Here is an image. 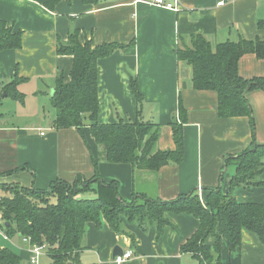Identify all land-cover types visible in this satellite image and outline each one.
Here are the masks:
<instances>
[{"label":"crops","instance_id":"0c3cea01","mask_svg":"<svg viewBox=\"0 0 264 264\" xmlns=\"http://www.w3.org/2000/svg\"><path fill=\"white\" fill-rule=\"evenodd\" d=\"M177 1L178 11L143 0H98L96 4L61 0L51 11L34 0H0V19L14 32L23 33L20 48L0 49V104L6 97L13 98L5 86L14 78L22 79L17 91L24 98L13 99L22 101L25 108L32 105L34 112L30 113L41 115L38 121L21 124L0 122V182L48 189L59 179L69 183L79 175L90 179L96 159L102 179L118 181L126 201H133L136 194L173 200L201 188L204 200L210 190L218 189L232 193L241 203L264 202V185L231 187L237 166L226 164L227 157L243 152L254 138L264 145V90L255 88L246 95L253 109L254 128L247 115L222 117L217 92L195 89L192 66L177 57V49L189 45L196 34L213 46L239 37L264 40V25H260L264 0H231L223 6L217 5L219 0ZM73 29L79 30L81 43L123 45L98 60L100 123H115L119 117L126 122L143 119L158 123L157 147L173 150L172 123L180 117L182 101L186 120L178 122L183 127L185 154L180 163L166 164L157 172H135L131 163L100 159L89 122L83 133L76 127H54L55 110L50 106L57 76L62 73L69 82L74 60L72 55L58 54L57 45L67 41ZM238 71L245 79L264 80V59L246 53L239 60ZM133 82L143 98L140 112ZM45 110L49 115L43 116ZM5 114L0 111V119ZM259 179L264 183V171ZM166 215L170 224L159 237L156 226L141 227L126 218L127 232L123 233H117L104 219L101 226L88 222L83 263L115 264L113 251L120 246L134 252L125 264H197L181 246L199 229V219L187 213ZM16 236L17 242L7 237L12 241L10 249L19 254L22 264H32L28 244ZM221 259L223 264H264V243L255 232L243 229L237 250L231 251L223 239ZM50 263L46 253L38 264Z\"/></svg>","mask_w":264,"mask_h":264},{"label":"trees","instance_id":"16d2710c","mask_svg":"<svg viewBox=\"0 0 264 264\" xmlns=\"http://www.w3.org/2000/svg\"><path fill=\"white\" fill-rule=\"evenodd\" d=\"M45 8L55 11L61 0H34ZM96 4L98 0H84ZM264 25V22H260ZM23 33L0 19V49H16L22 46ZM123 48L119 43L93 46L90 41L81 43L79 30L73 29L67 41H59L58 54L72 55L73 67L70 81L64 74L57 76L55 92L51 97L55 110V128L76 127L81 133L88 121L92 135L100 149V159L113 163H131L134 171L157 172L169 163H180L185 154L182 122L186 109L179 104V119L172 123L175 149L157 147L161 127L158 123L137 119L115 123L99 122L98 60ZM254 53L264 59V40H228L211 44L203 35L191 37L189 45L177 49L179 61L192 66V85L199 90H214L219 97L218 113L222 117L247 115L254 128L253 109L247 100V92L261 88L262 78L245 79L238 71L240 58ZM22 79L14 78L6 86L8 96L23 99L17 91ZM133 91L139 105L143 98L136 82ZM94 161L95 174L87 179L79 175L73 183L57 180L48 189L36 186L23 187L17 183H0V213L4 223L1 229L9 237H29L32 244L48 245L50 264H85L81 258L83 239L88 222L102 225L103 219L117 232H127L124 219L141 227L156 226L157 237L170 224L168 212L187 213L200 221L199 229L182 244L181 250L190 253L197 264H223L221 259L223 239L231 251L242 243V231L255 232L264 243V202L241 203L232 195L212 189L206 201L199 190L181 194L173 200L151 199L145 194L135 195L126 201L119 192V182L102 179L98 161ZM226 164L237 166L231 187L251 189L262 186L259 176L264 171V145L254 138L251 146L236 156H229ZM87 193H94L88 196ZM0 264H22L18 253L10 248H0ZM96 264V263H93Z\"/></svg>","mask_w":264,"mask_h":264},{"label":"rangeland","instance_id":"374dc122","mask_svg":"<svg viewBox=\"0 0 264 264\" xmlns=\"http://www.w3.org/2000/svg\"><path fill=\"white\" fill-rule=\"evenodd\" d=\"M21 103H22V101H20V103H19V101L15 100L11 97H6L4 99V102L2 104H0V111L6 113L5 117L0 119V122H5L7 124H9V123L21 124L22 122H24L26 120L38 121V119L41 118V115L38 113L37 114L36 113H30V112H34V107L32 105H28L25 108L24 105ZM50 107H52V109L54 111L53 106H50ZM46 115H49L47 110H45V112L43 113V116H46ZM86 122H88V121H86ZM0 183H4V182H0ZM1 195H2V192L0 191V196ZM200 198L203 202L206 201L203 199V196L202 197L200 196ZM13 240L15 242H17L19 240V237L14 236ZM2 246H4L3 248H5V247L11 248L13 245H12V241H9L8 238L4 235V233L0 232V247H2ZM43 258H45V257H43Z\"/></svg>","mask_w":264,"mask_h":264},{"label":"built area","instance_id":"2783aa9c","mask_svg":"<svg viewBox=\"0 0 264 264\" xmlns=\"http://www.w3.org/2000/svg\"><path fill=\"white\" fill-rule=\"evenodd\" d=\"M143 1L157 5V6H162L167 9H171V10H175V11L179 10L178 5H177V2H178L177 0H175L174 2H170L167 0H143ZM230 1L231 0H219L217 5L223 6ZM199 194L201 196V188H199ZM3 223H4V220H3L2 215L0 214V232L2 233H4V231L1 229V225H3ZM6 237H9V236L6 235ZM22 241L23 243L28 244L29 246V251H30L29 260L32 264H38L41 256L48 253L47 244H43V245L32 244L31 239L29 237H22ZM133 256H134V252L132 250L123 251L122 255H117L116 257H114V262L115 264H125V262L128 261Z\"/></svg>","mask_w":264,"mask_h":264},{"label":"water","instance_id":"95a60500","mask_svg":"<svg viewBox=\"0 0 264 264\" xmlns=\"http://www.w3.org/2000/svg\"><path fill=\"white\" fill-rule=\"evenodd\" d=\"M123 254V248L120 246H116L113 251V256L116 257L117 255Z\"/></svg>","mask_w":264,"mask_h":264}]
</instances>
